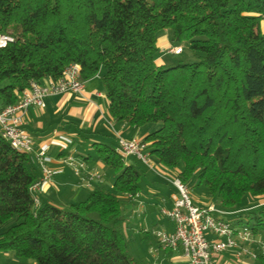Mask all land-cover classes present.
<instances>
[{"label": "trees", "instance_id": "trees-1", "mask_svg": "<svg viewBox=\"0 0 264 264\" xmlns=\"http://www.w3.org/2000/svg\"><path fill=\"white\" fill-rule=\"evenodd\" d=\"M262 21L264 0H0V33L13 38L0 47V107L77 63L83 81L100 76L114 121L160 123L141 138L158 164L236 209L264 199ZM164 29L172 46L187 42L191 59L156 61ZM92 148L112 171V187L65 208L37 205L30 188L39 166L0 134V251L36 264H142L120 196L140 191L144 171L110 145ZM238 222L264 235V204Z\"/></svg>", "mask_w": 264, "mask_h": 264}, {"label": "crops", "instance_id": "crops-1", "mask_svg": "<svg viewBox=\"0 0 264 264\" xmlns=\"http://www.w3.org/2000/svg\"><path fill=\"white\" fill-rule=\"evenodd\" d=\"M261 29L264 34V21L261 23ZM167 40L158 41V47H170ZM158 63H164L162 56L156 60ZM50 79H43L41 83H48ZM22 128L31 136L33 147L38 150L43 144H48L46 156V165L57 171L52 179L44 183L35 193L38 196L40 205L43 201L60 205H68L86 198L88 193L99 186L107 188L112 187L114 175L110 169L97 161L96 154L93 151L92 143L99 142L112 147H116L117 138L141 139L147 132H143L141 127L133 128L123 122L114 121L107 110V100L102 80L99 75H95L83 82V88L80 92H68L57 95H51L45 98L44 108L30 106L22 118ZM90 158L77 157V152L70 150L77 146H86ZM68 154H73L77 160H83L86 164L85 171L81 173L88 181L86 185H79V178L74 175L70 166L64 163V158ZM128 161H139L135 157L126 158ZM145 174L151 173L152 184L148 195L141 198V194L136 200H131L123 196L124 202L128 204L131 212L138 210L141 219L133 222L128 216H125L124 230L128 238V228L136 231L142 244H145L147 253L153 255L151 263L154 264H185V261L179 250L170 251L155 246L152 243L151 235L155 230L172 231L174 225L171 221L162 215V209L170 208L172 205L171 195L174 192L173 187L168 182L172 172L162 167L156 162L155 166L160 173L143 165ZM171 173V174H170ZM175 173V172H174ZM89 174L94 176L89 180ZM41 176V171H40ZM111 179V180H109ZM164 186L167 193L162 191ZM163 192V196H162ZM57 197H60L58 199ZM63 197V199H61ZM65 197V198H64ZM159 198V200H158ZM201 202L199 197L193 196V203L199 206L214 204L220 208L223 213L219 216L230 221L235 226L243 225L238 222L239 214L256 208L264 204V199H245L244 204L236 209H227L221 207L215 199L206 195V199ZM63 201V202H60ZM208 239H213L211 233L206 234ZM253 240H264V235L252 234ZM236 238V237H235ZM140 243V244H141ZM153 248V252H149ZM242 249L257 253L256 258L242 252ZM261 254V257H259ZM151 255V256H152ZM142 264H150L143 254L136 253L134 256ZM212 264H264V251L259 249L256 242H240L237 247L228 249L211 258ZM0 264H36L31 258L17 257L11 251H0Z\"/></svg>", "mask_w": 264, "mask_h": 264}, {"label": "built area", "instance_id": "built-area-1", "mask_svg": "<svg viewBox=\"0 0 264 264\" xmlns=\"http://www.w3.org/2000/svg\"><path fill=\"white\" fill-rule=\"evenodd\" d=\"M12 36L0 33V47L12 42ZM161 53L179 54L182 47L170 46L160 48ZM81 68L77 63H69L62 71L61 76L55 81L40 83L31 81L24 89L17 102L0 107V134L9 145L18 152L28 153L40 168V178L31 186L34 201L38 205L39 199L36 191L49 182L56 170L46 165L48 144H43L38 150L33 147L31 136L22 128V118L30 106L44 108L45 98L51 95L74 92L78 93L83 88ZM115 151L125 158L135 157L146 167L160 173L155 166L156 161L150 155L147 144L142 139L117 138ZM64 163L71 167L75 176L79 178V185H86L88 181L81 175L86 164L77 160L73 154L64 158ZM171 174V173H170ZM89 174V180L93 177ZM168 182L173 187L171 195L172 205L162 209V215L174 225L172 231L155 230L157 244L165 250L181 252L185 264H212V256L228 249L237 247L240 242H256L259 249L264 251V240H253L252 232L247 225L235 226L230 221L223 219L219 214L223 211L214 204L196 205L189 197V189L172 172ZM131 200H136L139 194L126 195ZM211 233L213 239H208L206 234ZM236 237V238H235ZM154 249L150 248L149 252ZM242 252L256 258L257 253L242 249Z\"/></svg>", "mask_w": 264, "mask_h": 264}, {"label": "rangeland", "instance_id": "rangeland-1", "mask_svg": "<svg viewBox=\"0 0 264 264\" xmlns=\"http://www.w3.org/2000/svg\"><path fill=\"white\" fill-rule=\"evenodd\" d=\"M247 1V0H244ZM230 4H232V2H230ZM170 29H164L160 32H158L157 36H158V41L161 40H167L168 42H170V45H174V43H172L170 41ZM178 45H180L182 47V52L180 54H170V53H162V61H164L166 66H172L175 65L179 62L188 60L192 58V53L188 48L187 42L186 41H182L181 43H179ZM4 83L0 84L1 86H3ZM160 123H147L143 126H141V128L143 129V132H151L157 128H159ZM88 144H86V146H77L75 145V147L71 148L70 150L77 152L76 154L77 157H80L81 155L86 156L87 153L89 152L88 150ZM137 166L139 167L140 170L144 171V174H142V178L140 180V191L139 194H141V198H143V196L148 195L147 193H149V190L151 188V184H152V176L151 173L145 174V170L143 169V165L140 161H136ZM111 180V179H109ZM187 187L189 189V197L190 199L193 201V196L199 197L201 202H204L203 199H206V191L205 188L202 185H198V186H193L190 187L189 183L187 184ZM162 191L164 192V196L165 193H167V190L164 186H161ZM163 192H162V196H163ZM58 199H60V197H57ZM65 198V197H64ZM61 199H63V197H61ZM123 196H120V207H121V211H122V215L128 216L131 221L138 222L141 219V215L139 214L140 212L138 210H134L133 213L129 216V213L131 212L130 207L128 206V204L126 202H124ZM159 200V198H158ZM63 202V201H60ZM78 202V201H77ZM64 203V202H63ZM61 208H65L66 205H60ZM13 221V220H12ZM140 222V221H139ZM136 231L132 230L131 228H128V239L130 241L131 244V252L134 256H136V253L138 254H143L145 255V257L148 259V262H150V264H154L151 263L152 262V254L147 253V249L145 244H142L140 242V239L138 238L137 234H135ZM152 239V243H155V245H153V247L157 246V237L154 233V231L152 232L151 235ZM141 243V244H140ZM152 255V256H151Z\"/></svg>", "mask_w": 264, "mask_h": 264}]
</instances>
